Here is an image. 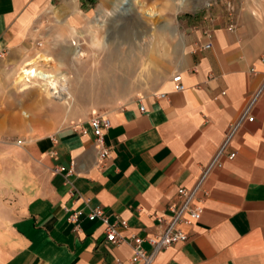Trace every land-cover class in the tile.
Listing matches in <instances>:
<instances>
[{
    "label": "crops",
    "instance_id": "0c3cea01",
    "mask_svg": "<svg viewBox=\"0 0 264 264\" xmlns=\"http://www.w3.org/2000/svg\"><path fill=\"white\" fill-rule=\"evenodd\" d=\"M68 3L0 0V56L25 47L29 26L55 4L63 15ZM232 4L231 30L220 10L179 21L182 32L157 88L105 113L109 152L103 162L87 127L90 117L54 128L61 109L48 107L41 94L31 97L29 88L21 90V100L0 108V137L42 132L26 140L21 171L12 153L1 158L11 149L0 146V264L129 259L130 237L160 230L157 217L170 213L177 187H192L251 100L252 119L238 124L221 166L203 181L208 193L200 219L183 227L186 241L163 248L151 264H264V3ZM174 74L180 91L173 89ZM96 206L115 224L117 244L106 240L103 222L85 217ZM77 211L76 223L68 222Z\"/></svg>",
    "mask_w": 264,
    "mask_h": 264
},
{
    "label": "rangeland",
    "instance_id": "374dc122",
    "mask_svg": "<svg viewBox=\"0 0 264 264\" xmlns=\"http://www.w3.org/2000/svg\"><path fill=\"white\" fill-rule=\"evenodd\" d=\"M123 1L70 0L62 9L66 15L60 14L58 4L41 14L29 26L26 46L0 56V108L7 101L21 100L26 86L33 92L31 97L37 93L49 97L47 106L61 109L54 128L123 107L157 88L172 42L182 32L179 21L220 10L229 22L232 2L239 0ZM37 56L49 57L51 62L39 61ZM32 61L33 70L56 76L52 95L41 80L23 77L22 69ZM19 109L17 105L15 111ZM38 135L40 130L0 137L1 149H11L2 151L1 158L9 160L12 153L21 171L25 142Z\"/></svg>",
    "mask_w": 264,
    "mask_h": 264
},
{
    "label": "built area",
    "instance_id": "2783aa9c",
    "mask_svg": "<svg viewBox=\"0 0 264 264\" xmlns=\"http://www.w3.org/2000/svg\"><path fill=\"white\" fill-rule=\"evenodd\" d=\"M232 6L230 8V11ZM233 20L231 19L227 25V29L231 30L233 28ZM204 36L208 39L211 38L210 32L207 29L203 30ZM210 43L207 42L202 45V48H208ZM171 82H173V89L180 91L183 89V85L180 82L179 74L172 75ZM260 90H258L259 92ZM257 92V93H258ZM257 95V94H256ZM163 93H158L157 97H162ZM256 97V96H255ZM253 100L243 109L238 119L233 125H231V130L229 135L226 137L224 142L213 154L210 161L206 164L202 170V174L196 180V182L189 189L183 187H177L175 199L168 206L170 213L168 215L157 217L159 222L160 230L148 236L147 238H141L139 236L133 235L130 237L129 242L132 246V255L127 260L115 259L114 264H151L152 259L156 253L163 250L168 246L177 244L178 242H184L187 240L188 236L183 231V227L192 226L195 222L200 219L202 212V202L206 198L208 191L203 187V181L212 167H220V158L227 144L229 136L234 132L238 124L247 120L252 119L249 115L250 105ZM142 110V107L139 108ZM110 126L109 118L106 114H98L97 116H92L87 120V127L92 132L93 145L96 147L97 159L99 162L108 156L109 147L104 143V133ZM81 133H86L85 128L80 129ZM17 145L22 144L21 141L16 142ZM229 159L233 158V153H228L226 155ZM80 215V211L72 213L67 221L76 223L77 217ZM89 221L98 219L105 224V236L106 240L112 244H117L121 239L116 236L115 224H108L106 217L103 214L102 207L96 206L91 209L85 216ZM124 224V223H122ZM146 241L149 245L147 250L141 248V243Z\"/></svg>",
    "mask_w": 264,
    "mask_h": 264
},
{
    "label": "bare ground",
    "instance_id": "6f19581e",
    "mask_svg": "<svg viewBox=\"0 0 264 264\" xmlns=\"http://www.w3.org/2000/svg\"><path fill=\"white\" fill-rule=\"evenodd\" d=\"M124 1L127 2L128 0H124ZM124 1H123V3H124ZM182 1L183 0H179V4H181ZM36 59L39 60V61H44V62H51V59L49 57L45 58V57H42V56H37ZM34 62L35 61L28 62V63L25 64L24 68H27V69H22V71H21L22 75H24L23 77L24 78L28 77V78H32V79H36V80H41L42 85L52 95V91H51L53 89L52 85L53 84H57L56 76L54 74H51V73L43 72V71H41L39 69H37V70L34 69L33 70L32 66L34 65ZM33 72L35 73V75L32 74ZM28 88L29 87L26 86V87H24L21 90L28 89ZM45 89H43V90H45ZM63 91L64 92L66 91L65 87L63 88ZM68 97H70V94H68Z\"/></svg>",
    "mask_w": 264,
    "mask_h": 264
},
{
    "label": "clouds",
    "instance_id": "9594fccd",
    "mask_svg": "<svg viewBox=\"0 0 264 264\" xmlns=\"http://www.w3.org/2000/svg\"><path fill=\"white\" fill-rule=\"evenodd\" d=\"M52 87H55V84H53Z\"/></svg>",
    "mask_w": 264,
    "mask_h": 264
},
{
    "label": "snow or ice",
    "instance_id": "6c2138e0",
    "mask_svg": "<svg viewBox=\"0 0 264 264\" xmlns=\"http://www.w3.org/2000/svg\"><path fill=\"white\" fill-rule=\"evenodd\" d=\"M32 74H33V75H35V73H34V72H33Z\"/></svg>",
    "mask_w": 264,
    "mask_h": 264
}]
</instances>
